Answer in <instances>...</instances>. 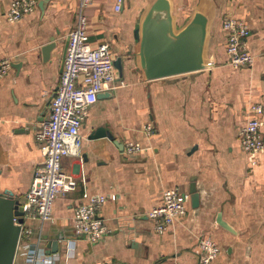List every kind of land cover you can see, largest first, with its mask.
I'll use <instances>...</instances> for the list:
<instances>
[{"label":"crops","instance_id":"obj_1","mask_svg":"<svg viewBox=\"0 0 264 264\" xmlns=\"http://www.w3.org/2000/svg\"><path fill=\"white\" fill-rule=\"evenodd\" d=\"M11 1L0 0V61H10L0 76V190L9 189L24 202L43 160L36 133L60 79L78 0H37L17 20L7 17ZM116 1L93 0L86 14L90 44L108 42L114 59L122 58V73L115 66L116 86L90 105L80 156L62 159L76 187L57 196L44 223L24 216L23 226L31 232L21 235L13 264H29L39 235L44 253L36 264H199L205 235L220 248L209 264H264V150L251 164L238 136L239 126L256 114L252 105L261 104L264 137V0H169L176 28L196 8L209 13L211 65L154 79H146L138 66L135 38L153 0H122L119 10ZM229 13L250 27L247 45L254 58L248 65L228 62L222 19ZM53 36L57 45L44 59L41 45ZM146 122L153 125L149 135ZM99 126L123 147L108 136L90 137ZM130 140L142 149L127 153ZM192 182L199 192L197 206L191 203ZM173 185L188 193L186 213L159 233L148 212ZM84 190L117 195L97 211L110 231L96 243L72 229ZM219 213L233 230L217 221ZM51 239H59L60 248L48 253Z\"/></svg>","mask_w":264,"mask_h":264},{"label":"built area","instance_id":"obj_2","mask_svg":"<svg viewBox=\"0 0 264 264\" xmlns=\"http://www.w3.org/2000/svg\"><path fill=\"white\" fill-rule=\"evenodd\" d=\"M93 0H78L77 18L74 26L67 33V46L63 59L59 82L49 100V112L42 120L36 133L40 140L43 160L36 165L26 199L22 203L25 215L37 217L40 224L51 218L55 199L61 193L76 187V177L62 169L64 156H80L81 127L91 104L97 101L103 90L116 86V73L112 47L108 42L91 45L88 35V17L86 8ZM37 0H12L7 17L17 20L34 9ZM122 0H117L115 10L121 8ZM225 33V50L228 62L234 66L252 63L253 54L248 48L247 38L250 27L245 19L234 14H226L222 19ZM10 66L6 58L0 61V76ZM122 83V82H121ZM252 110L257 114L248 116L239 126L238 136L243 150L251 164L257 163L258 154L264 150V137L261 131V119L258 114L263 111L261 104H253ZM146 134H151L153 125L143 124ZM142 149L140 143L128 141L127 153H136ZM116 199V193H98L84 190L80 202L75 206L72 216V229L76 236L91 243L101 241L110 228L97 211L108 199ZM188 193L178 186H168L163 190L162 202L148 212L153 220L156 232H164L170 224L186 213ZM17 217H14L16 221ZM31 230L21 223L20 237ZM72 251V241L67 244ZM218 244L208 235L199 242V264H209L219 252ZM44 253L41 235L34 242L28 263L36 264Z\"/></svg>","mask_w":264,"mask_h":264},{"label":"water","instance_id":"obj_3","mask_svg":"<svg viewBox=\"0 0 264 264\" xmlns=\"http://www.w3.org/2000/svg\"><path fill=\"white\" fill-rule=\"evenodd\" d=\"M209 19L210 16L206 10L196 8L187 22L180 28H176L170 1L153 0L141 18L139 26L135 28L137 63L143 76L146 79H154L210 66L211 62L206 56ZM65 44L67 46V40ZM56 45L54 36L41 45L44 59L50 56V51ZM114 65L122 73L121 56L114 59ZM101 96H103L102 92L98 94V97ZM100 136H108L123 147V143L116 140L105 126H99L90 135L93 138ZM189 193L192 206H197L199 192L194 182L190 184ZM22 203L11 190H0V264H13L14 262L20 239L21 223L25 216ZM217 221L233 230L222 220L220 213ZM47 247L48 253L58 251L59 239L49 240Z\"/></svg>","mask_w":264,"mask_h":264}]
</instances>
